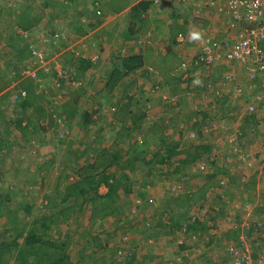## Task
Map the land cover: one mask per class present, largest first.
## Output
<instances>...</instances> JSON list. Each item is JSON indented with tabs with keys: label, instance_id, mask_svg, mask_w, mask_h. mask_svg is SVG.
I'll list each match as a JSON object with an SVG mask.
<instances>
[{
	"label": "rangeland",
	"instance_id": "1",
	"mask_svg": "<svg viewBox=\"0 0 264 264\" xmlns=\"http://www.w3.org/2000/svg\"><path fill=\"white\" fill-rule=\"evenodd\" d=\"M47 1L50 0H35L36 13L42 17L38 23L30 26L21 24L15 16L19 14L16 13L17 9L25 3L23 0H0V250L4 254V261L10 260V264H13L14 254L24 248V245L21 246L23 236L18 247L10 244L16 233L10 228L13 224L9 223L13 210L16 218L26 224L36 216L48 218L53 224L45 231L38 230V234L43 232L44 236H52L53 240H63L58 244L62 250L42 248L38 250L39 253L45 254L50 250L51 254L47 257L55 259L66 252L74 264L131 262L134 249L138 253L131 264H233L237 259L233 254L229 256L227 238L232 227L242 232L245 226L247 230L243 241L253 254L262 252L264 239H258L255 233L250 232V227L256 221H261L264 237V213L261 212L264 207V105H258L257 113L252 115L254 120H248L246 115L250 113L247 103L252 95L263 90L257 87L250 91L246 87V95L238 97L236 80L230 81L225 76L234 70L241 77L238 81L247 86L249 81L242 67L226 60L196 66L198 63L194 61L196 57L199 58L201 48L191 43L188 35L184 41L176 39V34L181 30L184 36L188 31L192 35L199 34L203 29L206 32L212 30L209 24L213 20L219 29L216 33L222 32L221 43L227 44L220 47L226 50L246 24L239 23L232 28L228 26L227 21L233 17L225 0H153L147 11L149 17L135 21L129 18V7L116 9L110 0H102L101 18H96L92 13L94 0H78L77 6L80 4L83 9L89 8L79 19L74 18V13L65 6L58 7L57 3L53 9L57 15L51 13L49 7H39ZM138 1L132 0V4ZM206 18L208 25L203 24ZM138 21L141 23L136 27L132 40L125 38L124 30L129 23L137 24ZM178 21L190 25L175 31L171 25ZM199 28L202 30L199 31ZM14 32L25 40L22 42L16 38ZM19 42L22 47L32 48L33 56L32 53L29 56L28 50L19 55L17 45H14ZM131 52H144L146 59L143 65L134 75L125 77V81L130 82L126 90L121 85V79L112 88L113 81L108 83V72L121 54ZM163 53H166L164 57ZM177 64L180 65L173 73L180 76L178 80L170 76L171 68ZM151 69L154 73L147 76V70ZM202 74H211L214 82L195 87ZM186 76L189 78L186 79ZM175 90L179 91L172 93ZM122 95L129 98H125L121 108L117 104H121ZM142 101L145 103L141 104ZM168 104L171 106L165 110L163 107ZM92 105L98 111L92 116L94 121L85 125L80 121V111ZM71 106L81 109L69 124L67 109ZM141 107L150 108L148 112L160 111L161 115L167 116L166 129L176 132L175 136L184 134L183 139L196 137L198 143L202 141L213 145L211 150L199 158L188 174L184 172L186 164L183 166V183L174 182L181 174L170 172V167L162 170L161 175L157 172V178H143L141 182L148 183L143 185L140 182L139 185L150 188L148 193L153 202L150 205L144 202L145 198L141 199L144 194L134 191L118 202L117 210H113L111 205L99 210L89 204L84 206L81 213L73 212L72 209L79 210L77 204L69 209L70 213L56 212L53 201L55 198L61 199L63 192H60L64 187L84 179L95 168L99 170L110 163L106 159L104 162L98 161L96 155L91 158L90 151L84 150L83 144L78 142L80 139L74 135L78 121L82 123L79 128L83 126L86 134L81 140L87 143L89 136L97 138L99 134L95 132L100 131V135H105L104 146L110 147L111 153L115 150L111 148L112 142L117 135H121L122 124L131 115L139 114ZM193 110H197L195 120L202 118V112H207L209 117L204 122L194 123L191 117ZM122 116L127 119L123 120ZM147 118L156 117L151 113ZM102 127L105 130H100ZM122 133L126 142L123 149H128L134 138L131 132L125 130ZM149 138L146 140L145 136H139L140 141H147L146 148L154 151L157 149L155 140L150 135ZM187 142L180 147L184 149V154L191 150ZM97 145L101 150L99 142H93L90 146L93 150ZM207 157L217 161H209ZM152 159H155V152H149L147 156L148 161ZM151 164H143L141 169H147ZM221 167L226 170L225 173L220 172ZM114 168L111 164L108 170ZM153 179L156 180L155 184L152 183ZM217 181L219 185H216ZM108 189L103 183L98 191L105 194ZM220 194L228 204L224 210L226 221L220 216L217 223H213L216 226L207 229L204 240L194 237L186 242L189 247L178 252L173 241L179 242L183 231L179 230L178 235L168 234L169 237L152 236L158 234V222L167 221L168 216L182 212H189L191 221L195 220L198 212H203L205 215L202 214L204 216L201 215L200 220L208 221L211 215L205 216L212 208L208 205ZM189 199L194 200V205L185 207ZM27 204L31 207L25 215L21 208ZM180 204L183 207L177 208ZM171 209L174 210L171 212ZM106 211L110 213L104 217ZM165 213L168 216L163 218L162 214ZM124 215L128 219L122 226ZM117 218H121V222ZM5 230L9 231L5 233ZM71 230L73 232L68 233ZM248 234L254 239L252 245L247 239ZM158 238L160 243L157 242ZM201 241L204 243L197 247ZM88 244L89 248L82 251ZM241 250L238 249V252L241 253ZM10 251L12 254H9ZM185 256L189 258L187 261ZM29 258L33 259L32 256Z\"/></svg>",
	"mask_w": 264,
	"mask_h": 264
},
{
	"label": "trees",
	"instance_id": "2",
	"mask_svg": "<svg viewBox=\"0 0 264 264\" xmlns=\"http://www.w3.org/2000/svg\"><path fill=\"white\" fill-rule=\"evenodd\" d=\"M25 3L22 4L20 6L19 9H17L16 13H19L15 16H17V19L19 18V22H21V24H28V25H34L35 23H38L41 19V15H38L37 12V7L35 6V0H23ZM77 1L78 0H50L49 2L47 1L46 3H42L39 5L40 8L42 7H49L51 8L50 11L53 14L54 13L53 9H54V4L56 5V3L58 4V7L62 8V6H65L68 11L73 12L74 13V18L78 17V19L85 13L88 12L89 8H81L80 4L77 6ZM90 1V0H87ZM101 1V2H100ZM94 0V2H92V8H93V15L96 16V18H101V15L103 14L102 9H100V5L102 3L103 5V1L102 0ZM110 4L113 5L114 8L119 9V7L121 6V9L123 8H127L129 7V18L132 21L135 20H146L147 17H149V13L148 8L150 7V5L152 4L153 0H140L136 3L133 2L132 4V0H110ZM108 2V1H107ZM73 3H75L74 6ZM87 4L89 2H86ZM131 6V7H130ZM85 7V6H84ZM103 8V7H102ZM59 12V11H58ZM59 14H62V12H59ZM79 14V15H78ZM54 17V16H53ZM146 22V21H144ZM131 23V22H130ZM128 25V28L124 30L125 38H130L132 40V38L134 37L133 35L136 32V27H138L139 23L141 22H137L136 23H131ZM174 23H178V22H174ZM144 25V24H142ZM79 26V25H78ZM172 27V25H171ZM81 28V26H80ZM176 28V27H173ZM141 31V29H138ZM180 32V31H179ZM178 32V33H179ZM15 33V32H14ZM176 34V39H177V35ZM16 38H20L21 41L23 42V40H25L22 36L18 35L17 33H15ZM187 36V34H186ZM15 38H11V40H14ZM135 39V38H134ZM10 40V41H11ZM177 41V40H176ZM11 43V42H9ZM14 44V43H12ZM17 45L15 46L16 49L19 51V55L22 54L25 51H29V56L31 57V53L33 56V51L32 48L29 47H22V44L19 42L14 44ZM28 45V44H26ZM263 47H264V43H263ZM29 48V49H28ZM163 57L166 55V53L162 54ZM168 57L170 56V54L168 53L167 55ZM176 56V55H175ZM176 58V57H175ZM145 55L144 52H131L128 53L127 55H122L120 56V59L117 62H114V66L113 68L108 72V78H109V84L111 81H113V87H116V81L118 79H121V85L126 88L130 85V82L125 81L126 80V76L133 74L139 69L141 68V66L144 63L145 60ZM166 60V59H165ZM198 64H196V66H200V65H206V62L203 59H199L198 57L195 58V61ZM167 62V60H166ZM193 62V64H194ZM180 64H177L174 66V68H171L172 73L170 74V76L173 79H181L179 75L174 74L173 70H175ZM158 70V69H157ZM138 72V71H137ZM154 73V70H147L146 75L148 76V73ZM158 72L160 73V71L158 70ZM143 75H145V72H143ZM211 75V74H210ZM208 75H200L198 79L196 85L194 84V86H203V85H209L210 82L213 83L214 82V78H211V76ZM197 76V74H195V77ZM191 77V76H190ZM188 77H186V79H188ZM193 77H191L192 79ZM249 81V80H248ZM209 82V83H208ZM250 84V81H249ZM249 84L245 87H249ZM192 85V84H190ZM254 90V88H252ZM246 90V89H245ZM179 90H175L172 93H177ZM245 94V92L240 95V97H242ZM239 97V96H238ZM125 98H129V96H125L122 95L121 96V104H117L119 106H121V108L123 107V104L125 103ZM120 100V99H119ZM145 103V101L140 102ZM262 105V104H260ZM171 106V104H168L166 106H164L163 108H167ZM83 107H85V105H83ZM81 109V107H77V106H71L68 107L67 109V114H69L68 118L69 121L68 123L70 124L72 118L75 116L76 112H79ZM150 108L147 107H141V110L138 111L139 114L131 115V113L129 115L130 118L127 119L129 117V115L127 116V118H124V116H122V119L125 120V123L122 124L121 126V135L119 134V136L117 135V138L114 139V141L112 142L111 148H115V150H113V152H109V148H106L104 146V137L105 135H100V131L95 132L96 134L98 133L99 135L96 137H88L87 140L89 142L86 143V140H81L84 136H86V134L83 132V126L81 128H79V125H82V123H79L76 126V133H74L76 139H80L78 142L80 144H83L84 146V150L90 151V156L91 158L93 157V155H96V158H98V161H103L104 159H106V161L110 160V163H108L106 166H103L102 168L98 167L95 168L94 170H92L91 174L87 175L84 179H80L75 183L69 184L68 186L64 187V190L61 191L60 193L62 194L63 192V196L61 197V199L59 200V198H55V200L53 201V203L55 204V211L56 212H61L62 214L64 213H70V208L75 207L77 204L79 205V210L76 209H72V211H76L77 213H81V211L84 209L85 205H89L91 204L93 206V208H97L100 210V208H107L109 205H111L113 207V210H117L119 209V204L118 202L120 200H122V198L126 195L129 196L131 195L134 191L137 192H141L142 194H144L142 196L141 199H144V202L147 203L148 205H150V202H152L150 199L152 197H150L149 195V190L150 188H148L147 186H140L139 183L141 182V180H143V178H147L148 177H154L157 178V172L159 175L162 174V170H165L167 168L170 167V172L173 173H178L181 174V171L183 169V166H185V173L188 174L189 171H191L192 167L199 162V158L204 157V153H208L212 146L210 143H204L201 141V143H198V138L196 137H187L185 139H183L182 137H184V134H180L177 136H175L176 132H169L166 129V121L168 120L167 116H163L161 115L162 113L160 111L157 110H150V112H148ZM131 110V107L130 109ZM166 110V109H165ZM98 110L94 107V105L87 107V108H82L80 112L81 113V119L80 121L83 122V124H88V123H92V121H94V118L92 119V116L95 112H97ZM154 111V113H153ZM169 111V110H168ZM193 115H191L192 118H194L195 116V112L197 110H193ZM258 111V109H257ZM153 114L154 117L153 119H148L147 117L150 116V114ZM197 113V112H196ZM254 113L257 112H250L247 113L246 118L248 120H254ZM202 118H196L197 120H194V123H198V122H204L206 120L207 117H209L207 112H202ZM161 115V116H160ZM253 115V116H252ZM129 120V121H128ZM129 122V123H126ZM68 124V125H69ZM67 127V126H66ZM116 127H119L118 125H116ZM92 130V127L89 129V132ZM100 130H105V128H101ZM127 131L128 133L131 132L132 133V138H134L131 143L129 144L128 149H123L124 146L126 145L125 142V138H123V133L124 131ZM199 132V131H198ZM25 133V132H24ZM200 134V133H199ZM91 135V132H90ZM145 136L146 140L150 139L149 135L151 138H153L155 141V145L157 147L156 150L152 151L146 148L145 144L147 143L146 140L140 141L139 136ZM120 137H121V141H120ZM92 139V140H91ZM189 139V141H188ZM82 141H84V143H82ZM188 141V142H187ZM197 143H196V142ZM93 142H99L100 146L102 147V149H99V146L97 145L96 148H94L92 150L91 148V144ZM190 143L189 146L190 147V151H187V154H184V149L180 148L181 146H184L185 144ZM100 147V148H101ZM149 152H155V159L152 160H147V156L149 155ZM110 154V155H109ZM112 155V158L110 159V156ZM207 159L209 161H217V159H210V157H207ZM208 161V162H209ZM152 163L147 169H141V165L143 164H149ZM207 163V162H206ZM103 164V163H102ZM113 164L116 168H114V170H108L109 165ZM202 170H204L202 168ZM90 172V170H89ZM184 172L178 176L177 180H174L175 183H183L185 182V178H182V176H184ZM220 172L225 173L226 170L223 169V167H221ZM228 175V173H227ZM209 176V174H208ZM155 179H153L152 183L155 184ZM210 180V179H209ZM183 181V182H181ZM105 183L109 189L108 192L105 194H102L98 191V188L101 184ZM143 185H146L148 182H141ZM218 184V181L216 182V185ZM230 184V183H227ZM212 185V184H211ZM219 185V184H218ZM221 186V185H220ZM255 186V185H254ZM213 186H211L210 188H212ZM121 190V191H120ZM148 194V196H146ZM154 197V195H153ZM148 198V199H147ZM189 203L185 205L186 206H193L194 205V200L189 199ZM153 203V202H152ZM130 204V203H128ZM227 202H226V198L224 196H222L221 194L217 196L216 200L213 201L211 204H209V208L212 207L211 209H208L207 211V216L205 217H209L210 215V219H208V221L204 220H200V216L202 214L205 215V213L201 212L202 214H200L198 212L197 216H194L193 221H191L190 217H188L190 214L189 212H182L180 214L177 215H173V216H168L166 215L167 213L162 214V217L164 216H168L167 217V221H162L158 222L157 224L160 226L157 230H158V234L157 235H152V236H156V237H160V236H168V234H172V233H176L175 235H178L177 232L179 230L183 231L181 232V239L180 241H173L175 243V246H177V250L178 252H182L185 248L189 247L188 244L186 242H188V240L192 239L195 237V239H202L204 240L205 238V232L207 231V229L211 228L212 225L216 226V220L218 218H225L226 221V214H224V210L226 211V206H227ZM31 205H25L21 208V212L22 214L27 215L29 213ZM183 207L181 204L177 207V208H181ZM262 207V206H261ZM125 208V207H124ZM110 209V207L108 208ZM167 209V208H166ZM263 210H261V212L264 213V207H262ZM103 210V209H101ZM111 210V211H113ZM174 209H171L170 211L172 212ZM255 210V209H254ZM260 211V210H259ZM166 211H163V213ZM110 212H104V217L105 215H108ZM122 213V212H121ZM214 213V214H213ZM252 214V212H251ZM202 215V216H204ZM50 216V215H48ZM125 216V215H124ZM9 223H12L13 226L10 227L13 232L16 231L15 235H14V240L13 242H10L11 245L13 246H19L20 245V238L21 236H23V243L21 246L24 245V248L21 250L20 253L14 254L15 257V261L13 264H74L75 262L72 261V259L70 258V255L65 253H62L59 257H55V259H50V257H47L48 254H51V252H49L50 250H57L59 249L60 251L61 249V245H58L60 242L62 241H58L57 239L53 240L52 236H44V233L42 232V234H38V230H43L46 228L51 227V225L53 224L51 221H48V218H45L44 216H36L35 218H33V221L29 224H26L25 222L18 220L17 214L15 212V210H13V213H10L9 215ZM163 217V218H164ZM118 221L121 222V218H117ZM125 219H128L127 216L124 217V219L122 220L121 225L124 226V222ZM188 219L189 222H185ZM252 219V218H251ZM212 221L211 224H209ZM16 222V224L14 223ZM214 222H216L215 224H213ZM183 223H186L188 226L185 227V225ZM261 221H256L255 224H253V226H251L250 228V232L251 233H255V235L257 236V238L263 240L264 237L262 235L263 233V229H262V225H261ZM60 225V224H58ZM59 227V226H58ZM241 227V226H239ZM83 228L86 229V227L84 226ZM156 230V231H157ZM246 226L244 227V229L239 230V228H231L230 230V234L228 235L227 241L229 242L228 247L231 248V246H235L236 249H240L241 246H243V238H244V232L246 231ZM9 230H5V233H7ZM73 230L69 231L68 233H72ZM233 234V235H232ZM66 237H69L68 235H65ZM231 237V238H230ZM34 238V239H33ZM49 238H51L52 240H50ZM160 238L157 239V242L160 243L159 240ZM164 239V238H163ZM176 239V237H175ZM247 239L250 242H253L254 239L252 237H250V234L247 235ZM33 240V241H32ZM60 240V239H59ZM163 241V240H162ZM231 241V242H230ZM155 243V241H154ZM200 243H204V242H199L197 243V247L200 246ZM245 244V243H244ZM150 245V244H148ZM208 245V243H207ZM252 245V244H251ZM42 248H47L50 249L47 253H43L40 252L39 253V249L42 250ZM86 248H89V244L86 245L82 251L86 250ZM25 249V250H24ZM264 252V249L261 253ZM137 250H133V254L131 256L130 261L132 262L134 259H136L137 257ZM229 256L231 257L233 251H231L229 249ZM260 253V254H261ZM9 254H12V251L9 252ZM255 255V254H254ZM259 255V254H258ZM255 255V256H258ZM4 254L3 252L0 250V264H10V260H8L7 262L4 261L3 258ZM29 256H32V260L31 258H29ZM139 258V257H138ZM185 260L187 261L189 258L188 257H184ZM116 259V258H115ZM5 262V263H4ZM131 262H126L123 261L122 263L119 264H131ZM204 264V263H201ZM234 264V263H233Z\"/></svg>",
	"mask_w": 264,
	"mask_h": 264
},
{
	"label": "built area",
	"instance_id": "3",
	"mask_svg": "<svg viewBox=\"0 0 264 264\" xmlns=\"http://www.w3.org/2000/svg\"><path fill=\"white\" fill-rule=\"evenodd\" d=\"M177 1L186 2L189 0ZM225 1L233 20L235 22L245 23L246 27L226 51H221L218 43H202L199 58L203 59L208 65L226 60L227 62H234L238 64L237 66L242 67L243 72L246 73L247 79L250 81L249 86L251 88L261 87L260 89L263 90L254 96L252 95L248 102L247 109L250 112H257L258 105H264V0ZM185 37L181 34L179 39L184 41ZM225 78L230 81L236 80L237 96L245 92L246 85L238 81V78L241 77H238L234 70L227 73ZM243 239H245V236ZM244 243L241 246V253L238 252V249L234 245L230 248L233 251L232 254L235 256V259H237L234 264H253L254 262L264 264V252H260L261 254L259 253L258 256H255L247 243L245 241Z\"/></svg>",
	"mask_w": 264,
	"mask_h": 264
},
{
	"label": "crops",
	"instance_id": "4",
	"mask_svg": "<svg viewBox=\"0 0 264 264\" xmlns=\"http://www.w3.org/2000/svg\"><path fill=\"white\" fill-rule=\"evenodd\" d=\"M214 13H216V15H217V12L216 11H213ZM227 12V11H226ZM212 13V12H211ZM197 19H198V17H197ZM207 19L208 18H206L205 20H203L204 21V23L203 24H206L207 23ZM211 19V18H210ZM227 23H229L228 24V26L230 25V28H232V27H235V26H237L238 24H239V22H235L231 17L229 18V20L227 21ZM184 24V22L183 21H181V22H179V24L178 23H173L172 24V28L173 27H176V28H174L175 29V31L176 30H178V28L179 27H181L182 29H184V26L186 27V28H188L189 26L188 25H190V24H185V25H183ZM167 25V24H166ZM206 25H208V23L206 24ZM209 26H212V30L211 29H208L209 31H204V29H203V31L202 32H200L199 34L198 33H193L191 36L189 35V32L190 31H188V33H187V35H188V40H191V43H194V44H196V46H199L200 48H201V46H202V43L203 44H212V43H218V46H219V48L221 49V51H226V50H222V48L220 47V46H226L227 44H225V43H221V39L223 38V36L222 35H220V33H222L221 31H219V32H217L216 33V30L218 31L219 29H218V26H217V28H216V25H215V22L213 21V20H210V24H209ZM169 27V26H168ZM200 30H202V29H200L199 28V31ZM215 30V31H214ZM182 31V30H181ZM180 31V32H181ZM185 32V31H184ZM191 33V32H190ZM195 34H198V35H195ZM235 41V40H234ZM232 44H233V41H232V43H231V46H232ZM230 46V47H231ZM229 47V48H230ZM232 64L233 65H235L234 64V62H232ZM249 89H250V91H251V87L249 86L248 87ZM244 95H246V94H244ZM243 95V96H244ZM242 96V97H243ZM247 105H248V103H247Z\"/></svg>",
	"mask_w": 264,
	"mask_h": 264
},
{
	"label": "clouds",
	"instance_id": "5",
	"mask_svg": "<svg viewBox=\"0 0 264 264\" xmlns=\"http://www.w3.org/2000/svg\"><path fill=\"white\" fill-rule=\"evenodd\" d=\"M181 34H183V32H180V33H178V35H177V39L179 38V36L181 35ZM185 34V33H184ZM195 35H198V34H195ZM185 36H186V34H185ZM179 41H181L180 39H179ZM176 70V69H175ZM151 71H153V69H151ZM152 73V72H151ZM148 74H150V73H148ZM175 74V73H174Z\"/></svg>",
	"mask_w": 264,
	"mask_h": 264
}]
</instances>
